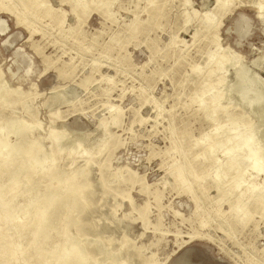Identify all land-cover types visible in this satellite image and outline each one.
I'll return each instance as SVG.
<instances>
[{
    "label": "rangeland",
    "instance_id": "rangeland-1",
    "mask_svg": "<svg viewBox=\"0 0 264 264\" xmlns=\"http://www.w3.org/2000/svg\"><path fill=\"white\" fill-rule=\"evenodd\" d=\"M38 2L52 9L53 16L27 6L25 25L16 23L14 14L2 8L12 6L10 1L0 0V20L4 22L0 31L1 82L8 90L21 91L18 102L0 114V129L11 118L37 120L34 134L45 138L42 154L51 150L50 129L61 130L65 125L67 131L59 144L64 147L55 167L58 178L55 175L50 184L25 186L19 203L34 206L49 185L64 193L67 174L62 173L63 168L76 173L95 159V164L84 166L91 170L95 202L91 206L81 202L83 208L86 205L85 213L64 212L63 221L68 225L52 239L51 247L57 249L46 264L60 261L62 247L71 244L89 247L95 257L80 264H125L127 252L134 256L132 264H143L141 257L152 253L156 264H264L263 105L251 101L252 89H247L243 100L233 89L237 70L245 66L247 80L242 87L252 81L255 90L264 95V21L257 12L264 0H231L232 10L218 19L217 48L208 43L204 32L193 40L196 27L204 13L214 8L215 0H113L106 15L97 8L86 10L80 22L68 4ZM62 11L65 17L59 27L57 18ZM221 51L232 62L221 66L219 90L223 96L218 102L244 118L232 123L219 113V121L210 126L211 116L200 110L208 101L209 89L199 88V76ZM192 66L198 69L192 71ZM27 100H31L30 111L26 110ZM105 104L112 106L108 109ZM117 110L120 123L113 119ZM59 113L52 121L51 116ZM100 119L106 121L115 145L111 148L112 168L104 174L109 152L97 154L107 137ZM216 130L229 131L230 136L247 135L251 140L243 151L216 147L210 151V160H205L203 145L209 132ZM6 139L11 143L15 136L9 134ZM247 152L256 154L253 166L237 178V187L230 175L225 176L228 181L219 198L212 181L215 171L223 173L222 165L230 158L234 162L243 156L248 159ZM212 161L216 162L209 176L198 183ZM50 164L46 159L44 167ZM124 166L137 174L118 180L112 172ZM176 169L183 171L186 185L179 183ZM81 177L76 175V179ZM257 197L261 213L245 208ZM83 224L81 234L77 226ZM198 232L201 235H195ZM88 241L95 245L87 246ZM18 264H24L23 260Z\"/></svg>",
    "mask_w": 264,
    "mask_h": 264
},
{
    "label": "bare ground",
    "instance_id": "bare-ground-1",
    "mask_svg": "<svg viewBox=\"0 0 264 264\" xmlns=\"http://www.w3.org/2000/svg\"><path fill=\"white\" fill-rule=\"evenodd\" d=\"M9 1L12 6L4 4L2 8L9 13L14 14L16 17V23H23L27 25L29 20L27 6H32L35 12L40 10L43 11V13L49 17L54 14L52 9H49L47 5L38 2V0H25L24 2H20V0ZM111 1L113 0H78L76 2L73 0H59L61 5H69L70 13L75 16L79 22L86 16V10L91 11L92 9L97 8L101 10L103 15H106V7ZM148 1L153 3L155 0ZM230 10H232L231 0H215L214 8L204 13L203 18L196 27L193 33V40L197 39L201 32H204V36L208 43H213L216 47L218 19ZM257 12L258 16L264 21L263 5H258ZM193 13L196 16L198 15L196 10L193 11ZM64 17L65 13L62 11L61 15L57 18L59 27L63 24ZM214 17H217V19L214 20ZM3 25L4 22L0 20V31H2ZM136 25L137 23L133 22L132 28H135ZM174 42L175 38L173 37L171 43ZM231 62L232 60L226 55L225 51L218 52L211 59V66H209L207 70L199 76V88H201V90L206 88L209 89L208 95L205 97L208 101L200 110H203L205 114L208 112V115L211 116V118H209L212 122L210 126L219 121V113L222 114L221 118L224 121L229 120L232 123H236L240 118H244V115L238 112H228L227 106L218 102L223 96L219 90V86L223 83V76L220 69L222 65H227ZM47 67V64H45V68ZM197 69V66L191 67L192 71ZM217 71L219 73L215 76V72ZM247 71L248 69L245 66H242L237 70L233 89L238 93L240 100L244 99L247 89H252L253 94L251 96V101L257 102V104H260L261 106L263 105V109L261 108L260 110L258 108L263 112L264 95L255 90L256 88L253 87L254 83L252 81H248L250 85L246 88L242 87L243 83L247 80ZM59 76L61 75L59 74ZM88 79L89 78H86L85 81ZM204 92L207 93V91ZM18 98H21V91L19 88L11 90L6 89L5 86L2 85L0 75V114L4 113L6 108L13 106L16 102H18ZM25 103L26 105L28 104L26 106V110L30 111L32 109L31 100H27ZM105 105L108 109L112 106L107 104ZM29 115L35 117L32 112H30ZM59 115L60 113L57 116H51V120L53 121V119ZM120 118L121 112L120 110H117L113 119L116 123H120ZM139 121L142 122V120ZM258 122L260 123V121ZM99 126L102 127L104 130L103 133L107 135V137L97 148V154L100 155L105 152H109L108 161H106L103 165L104 171H102V174H104L107 168H112L111 158L114 155V152L111 151V148L115 146L113 144L114 135L110 129L107 128V123L104 119L99 120ZM38 127L39 124L37 120L11 118L8 122H6L3 129H0V264H18L21 260H23L24 264H46L48 257H52L57 249L51 247L52 239L60 232L61 229L64 230V228L68 225V223L63 221L62 215H64V212L76 210L81 213H85L86 205L91 206L95 202V194L93 191L94 180L91 177V170H85L86 167H84L85 165L91 166L95 164V159H92L76 170V173H70L67 167L63 168L62 173L67 174V188L64 193H57L53 188L56 186L52 187V185H49V188H47L43 197L39 199L34 206L30 202L24 205L19 203L20 194L25 190V186L31 183H35L37 185L42 183L50 184V182L54 180L55 175L56 178H58V174L55 172V167L58 165L61 153L63 152L64 146L61 145V147L59 144L60 141L64 139L65 132L67 131L66 127L63 125V129L61 130L53 128L49 130L48 139L51 150L44 154L41 152L46 146L44 144L45 138H41L34 134V129ZM9 134H14L15 136V140L11 143H8V140L6 139ZM249 139L250 137L247 135L242 136L240 134H236V136H230L229 131H211L206 138L201 154L204 156L205 160H210V151L216 147L223 148L229 152L235 148H240L242 150L247 147L246 145L249 142ZM78 144H75L74 146H78ZM198 144L199 141L196 140L195 145ZM251 153L249 154L247 152V154H249L248 159L243 156L236 162H234V159L231 158L227 160L222 165V168H224L223 173L215 171L212 181L219 198L223 197L225 192L224 184L228 181L226 180L228 178L225 176L230 175V178H232L230 182L237 187V178L246 174L247 167L253 166L255 160L254 155L256 154ZM68 155L71 154L69 153ZM46 159H49L51 162L50 166L47 168L44 167ZM215 162L216 161H212L211 164L208 165L209 168H206L203 171L198 178V183L202 179L209 176V169L215 165ZM176 172V177L179 183L186 185L187 180L182 176L183 171L181 169H176ZM77 174H80L82 177L80 179H76ZM134 174H137V171L131 169L129 166L115 167L112 172L114 177L118 180L124 181L127 180V176ZM103 178L104 177L102 176L101 179ZM187 188L190 192H192L190 186H187ZM248 188L249 187L247 186V189ZM258 194L261 195L262 192H259ZM82 201L86 204L84 208L81 203ZM134 206V203H131V207L135 208ZM248 206L252 212L259 211L258 213H261L262 211V203L260 202L259 197L254 199L249 204H245L246 209ZM244 213L246 212L244 211ZM250 216V214L246 215L244 217L245 220H248ZM201 223L202 226L205 225V222L201 221ZM84 227L85 224L81 227L77 226V231L81 234L84 233ZM29 233H33V235L28 237ZM98 235L99 232L95 234V236ZM195 235H201V232H198ZM93 244L95 245V243L88 241L87 246ZM62 248L65 250L62 252L60 261L55 262V264H80L88 262L91 257L95 258L89 252V247L82 249L77 244H71L70 248ZM97 249L99 251L102 250L100 247H97ZM133 260L134 256L127 252L123 262L125 264H132ZM141 261L143 264H156V261L154 260V253L150 256L141 257Z\"/></svg>",
    "mask_w": 264,
    "mask_h": 264
}]
</instances>
